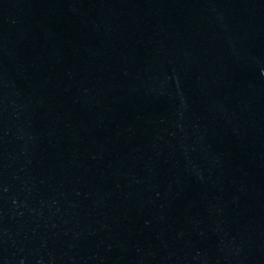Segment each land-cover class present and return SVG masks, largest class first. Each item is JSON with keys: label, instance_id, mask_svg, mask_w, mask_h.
<instances>
[{"label": "water", "instance_id": "water-1", "mask_svg": "<svg viewBox=\"0 0 264 264\" xmlns=\"http://www.w3.org/2000/svg\"><path fill=\"white\" fill-rule=\"evenodd\" d=\"M0 264H264V0H0Z\"/></svg>", "mask_w": 264, "mask_h": 264}]
</instances>
